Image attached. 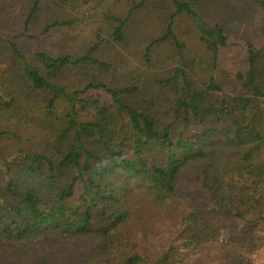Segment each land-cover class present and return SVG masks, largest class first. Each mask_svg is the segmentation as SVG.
I'll use <instances>...</instances> for the list:
<instances>
[{"label": "trees", "instance_id": "16d2710c", "mask_svg": "<svg viewBox=\"0 0 264 264\" xmlns=\"http://www.w3.org/2000/svg\"><path fill=\"white\" fill-rule=\"evenodd\" d=\"M0 264H264V0H0Z\"/></svg>", "mask_w": 264, "mask_h": 264}, {"label": "rangeland", "instance_id": "374dc122", "mask_svg": "<svg viewBox=\"0 0 264 264\" xmlns=\"http://www.w3.org/2000/svg\"><path fill=\"white\" fill-rule=\"evenodd\" d=\"M192 25H193L192 21H190L188 19H185V18H183V20L179 21L178 26L180 28L181 35H183L184 37H186L185 31L188 28H191ZM197 31H198V29H197ZM197 33L199 34V32H197Z\"/></svg>", "mask_w": 264, "mask_h": 264}]
</instances>
